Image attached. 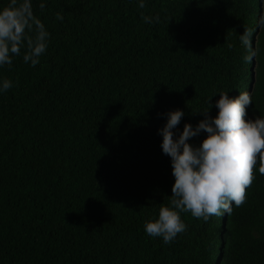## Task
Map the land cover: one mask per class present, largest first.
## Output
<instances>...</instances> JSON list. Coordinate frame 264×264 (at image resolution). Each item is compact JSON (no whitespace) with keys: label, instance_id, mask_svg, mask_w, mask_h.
Instances as JSON below:
<instances>
[{"label":"trees","instance_id":"16d2710c","mask_svg":"<svg viewBox=\"0 0 264 264\" xmlns=\"http://www.w3.org/2000/svg\"><path fill=\"white\" fill-rule=\"evenodd\" d=\"M140 2L31 0L47 48L0 66V264H264L259 158L231 214L181 212L167 244L144 231L171 200L169 111L184 112L174 138L209 99L215 117L220 92L249 93L246 118L264 117V0Z\"/></svg>","mask_w":264,"mask_h":264},{"label":"clouds","instance_id":"9594fccd","mask_svg":"<svg viewBox=\"0 0 264 264\" xmlns=\"http://www.w3.org/2000/svg\"><path fill=\"white\" fill-rule=\"evenodd\" d=\"M139 7H145L143 0ZM40 8L43 10L44 5ZM56 18L63 19L59 13ZM143 18L148 24L154 20L159 23L158 15ZM48 37L44 24L34 16L31 0H9L0 8V66L11 65L21 48L25 49L24 62L35 66L47 48ZM252 44L254 47V40ZM11 87L12 81L4 79L0 91ZM251 103L247 92L236 97L220 92L215 102L217 115L209 116V99L208 109L193 112L204 118L195 127L185 123L176 138L173 129L184 112L175 109L167 113L166 123L158 131L162 135V152L171 158L174 183L170 204L162 205L158 217L144 224L149 236L162 237L164 243H171L187 227L181 212L207 221L212 215L231 214L233 202L237 207L245 202L258 158L259 172L264 175V117L246 118V108ZM201 131L207 135L199 146L189 143Z\"/></svg>","mask_w":264,"mask_h":264}]
</instances>
